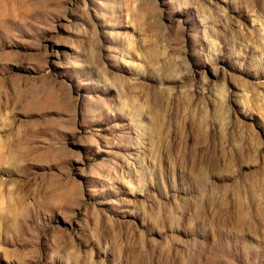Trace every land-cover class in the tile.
Listing matches in <instances>:
<instances>
[{
	"label": "rangeland",
	"instance_id": "1",
	"mask_svg": "<svg viewBox=\"0 0 264 264\" xmlns=\"http://www.w3.org/2000/svg\"><path fill=\"white\" fill-rule=\"evenodd\" d=\"M0 264H264V0H0Z\"/></svg>",
	"mask_w": 264,
	"mask_h": 264
}]
</instances>
